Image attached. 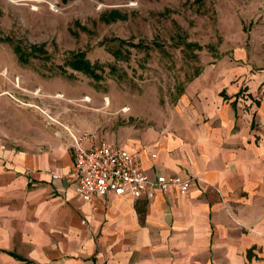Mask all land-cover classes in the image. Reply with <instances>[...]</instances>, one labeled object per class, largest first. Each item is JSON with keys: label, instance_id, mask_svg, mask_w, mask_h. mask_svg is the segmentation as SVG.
I'll return each mask as SVG.
<instances>
[{"label": "rangeland", "instance_id": "374dc122", "mask_svg": "<svg viewBox=\"0 0 264 264\" xmlns=\"http://www.w3.org/2000/svg\"><path fill=\"white\" fill-rule=\"evenodd\" d=\"M16 1L0 0V168L24 150L18 140L24 127L35 125L37 155L52 152L59 161L45 171L59 170L67 180L66 128L98 132L126 148L133 138L177 123L179 111L200 98L202 90L188 91L199 78L207 96L220 87L212 80L231 72L235 83L264 79V0ZM78 53L94 65L97 79L70 67ZM18 77L16 88L11 81ZM50 135L57 138L54 148ZM58 241L45 252H58L53 264L162 259L123 246L95 250L91 239ZM19 247L18 254L37 256V246Z\"/></svg>", "mask_w": 264, "mask_h": 264}, {"label": "crops", "instance_id": "0c3cea01", "mask_svg": "<svg viewBox=\"0 0 264 264\" xmlns=\"http://www.w3.org/2000/svg\"><path fill=\"white\" fill-rule=\"evenodd\" d=\"M203 79L189 88L202 93L192 108L179 111L177 123L126 147L142 150L150 179L192 178L186 197L97 198L93 210L75 195L69 178L70 141L63 170L68 178L53 181L45 170L58 159L52 152L37 155V127H24L18 139L24 150L0 168V264H53L58 252H45L64 237L91 239L95 250L123 246L152 259L161 254L155 264L264 262V79L235 83L231 72L211 79L220 85L213 96ZM188 91L183 103L189 104ZM47 143L54 148L57 138L50 135ZM26 242L37 246L35 258L17 253Z\"/></svg>", "mask_w": 264, "mask_h": 264}, {"label": "built area", "instance_id": "2783aa9c", "mask_svg": "<svg viewBox=\"0 0 264 264\" xmlns=\"http://www.w3.org/2000/svg\"><path fill=\"white\" fill-rule=\"evenodd\" d=\"M66 133L74 160L69 178L74 183L75 195L93 210L97 198L151 200L157 193L186 197L193 187L192 178L159 175L150 179L144 169L142 150L131 151L103 139L98 132L66 128ZM48 174L53 181L62 179L55 170Z\"/></svg>", "mask_w": 264, "mask_h": 264}, {"label": "trees", "instance_id": "16d2710c", "mask_svg": "<svg viewBox=\"0 0 264 264\" xmlns=\"http://www.w3.org/2000/svg\"><path fill=\"white\" fill-rule=\"evenodd\" d=\"M63 2H67V0H62ZM114 15H118L117 13H114ZM117 17L113 19V21H116ZM137 47H142V45H137ZM16 54L19 56L21 61H24L23 56L20 54V51L17 49ZM69 65L70 67L78 72H83L94 79H97L99 76L96 74L94 65L86 58V55L84 53H78V54H72V57L69 60ZM11 256H14L21 260L18 256L15 254L11 253Z\"/></svg>", "mask_w": 264, "mask_h": 264}, {"label": "bare ground", "instance_id": "6f19581e", "mask_svg": "<svg viewBox=\"0 0 264 264\" xmlns=\"http://www.w3.org/2000/svg\"><path fill=\"white\" fill-rule=\"evenodd\" d=\"M6 1H8L10 3H17L16 0H6ZM36 10H37L36 8H33V11H36ZM11 85L16 87V88H19L20 86H22V80L18 77V78H16V80L11 81ZM34 95H37V91L34 93ZM58 97L61 98L60 95Z\"/></svg>", "mask_w": 264, "mask_h": 264}]
</instances>
